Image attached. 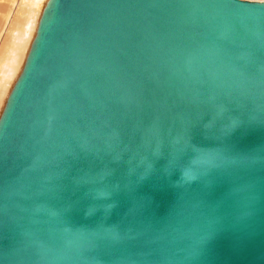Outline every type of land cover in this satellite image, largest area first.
<instances>
[{
	"label": "water",
	"instance_id": "95a60500",
	"mask_svg": "<svg viewBox=\"0 0 264 264\" xmlns=\"http://www.w3.org/2000/svg\"><path fill=\"white\" fill-rule=\"evenodd\" d=\"M0 264H264V1L48 0L0 115Z\"/></svg>",
	"mask_w": 264,
	"mask_h": 264
},
{
	"label": "bare ground",
	"instance_id": "6f19581e",
	"mask_svg": "<svg viewBox=\"0 0 264 264\" xmlns=\"http://www.w3.org/2000/svg\"><path fill=\"white\" fill-rule=\"evenodd\" d=\"M5 1L12 5L13 13L20 16V20L11 17L7 10L0 17V115L21 72L38 20L48 0Z\"/></svg>",
	"mask_w": 264,
	"mask_h": 264
},
{
	"label": "rangeland",
	"instance_id": "374dc122",
	"mask_svg": "<svg viewBox=\"0 0 264 264\" xmlns=\"http://www.w3.org/2000/svg\"><path fill=\"white\" fill-rule=\"evenodd\" d=\"M247 1H256V0H247ZM7 10V12L10 14L11 17H13L15 20H20V16L15 15L12 10V5L6 4L5 0H0V17L4 14V12ZM17 17V18H16Z\"/></svg>",
	"mask_w": 264,
	"mask_h": 264
}]
</instances>
